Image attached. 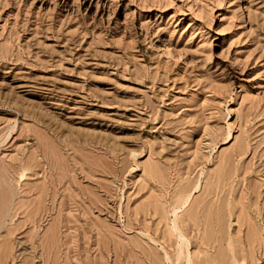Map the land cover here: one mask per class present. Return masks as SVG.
Masks as SVG:
<instances>
[{
	"label": "rangeland",
	"instance_id": "374dc122",
	"mask_svg": "<svg viewBox=\"0 0 264 264\" xmlns=\"http://www.w3.org/2000/svg\"><path fill=\"white\" fill-rule=\"evenodd\" d=\"M0 264H264V0H0Z\"/></svg>",
	"mask_w": 264,
	"mask_h": 264
},
{
	"label": "bare ground",
	"instance_id": "6f19581e",
	"mask_svg": "<svg viewBox=\"0 0 264 264\" xmlns=\"http://www.w3.org/2000/svg\"><path fill=\"white\" fill-rule=\"evenodd\" d=\"M182 237V236H181Z\"/></svg>",
	"mask_w": 264,
	"mask_h": 264
}]
</instances>
